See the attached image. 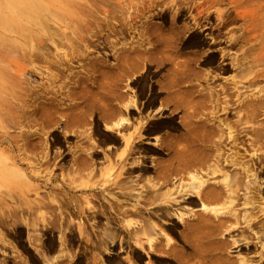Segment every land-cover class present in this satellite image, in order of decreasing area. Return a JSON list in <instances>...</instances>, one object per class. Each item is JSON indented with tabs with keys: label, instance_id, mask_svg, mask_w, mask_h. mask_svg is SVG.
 Returning <instances> with one entry per match:
<instances>
[{
	"label": "bare ground",
	"instance_id": "1",
	"mask_svg": "<svg viewBox=\"0 0 264 264\" xmlns=\"http://www.w3.org/2000/svg\"><path fill=\"white\" fill-rule=\"evenodd\" d=\"M84 1H85V3L80 4V7L81 6L82 7L80 8L78 6V8H79L78 9L76 7L77 5L75 6L74 4H72L73 2H76L75 4H78L77 2H79V1H75V0H0V65L2 62H4L7 65V67L10 68L8 71H11L12 69H14V70H12L13 76H11V78L9 77L10 78L9 81L4 79V80H6L5 81L6 83H4L3 85L7 84V86L9 87V90L6 88V85H5L4 91L2 90L3 93L6 94L5 89H7L8 91L13 90L12 92H13V94H15L14 96H16V93L14 91H16L17 89H18V91L21 92V89H20V88H22L21 84L22 83L24 84L25 80H24V82H23V80L21 81L20 76H23L24 74H28V73L29 74H33V73L40 74V72H42V71H40V69L42 70V68L39 69V68L35 67L36 66L35 63H37V62L41 63V61H43L42 63H45L47 65V66H44L45 68H43V69L48 70L49 69L48 66H50V64L52 66H55V67L56 66H58V67L63 66L64 64L68 66L71 63V58H73V57H69L66 54L67 56L63 55L62 59H61V57L56 56V57H58L57 60L56 59L54 60L52 58H50L51 59L50 60V59H47L46 55H45L46 57H41V56L37 55L38 51L35 50L36 47L38 50L42 49V52L47 51V50L46 51L43 50L44 48L49 49L50 47L56 50L58 45L62 44L61 42L66 40V42L65 41L64 42L66 45H68L69 48L71 47V44L73 43V41H76V44H79L80 47H81V44H83V46L85 44V47L87 48L89 46L88 45L89 44L88 42L90 40L89 38H91L90 42L94 38L93 39L94 44L97 43L95 45L96 46L99 45V48H101V47H103L102 45L105 46V43L107 41L106 38L109 35H111L113 37L115 36L116 39H117V37H120V39L122 38V40H123L125 38L126 31H127V34H130V35L135 34L133 37H135L136 40L133 42V44H131L132 46L129 44L130 46H128L127 49L123 50L121 48L122 54H121L120 58L122 57L123 59L121 60V62L117 61L118 64L115 67H114V65H111L112 67H114L113 71L119 70L121 72L119 75L120 76L122 75V77H120V79L121 78L124 79V78H127L128 76H130V74L133 75L134 71H136L137 68L140 69V67H141L140 65L146 66L145 67L146 69L144 68L145 71L142 74H140L141 76L139 75L140 77H138L139 81H140V85L143 86L147 82H149L152 78L157 76L163 70L164 74H162V72H161L160 75H162V76H160V77L158 76L159 79L161 78V82L159 81V79H157L159 82H157V80L156 81L154 80V81H155V83L157 82V88L160 89L159 91H161V89L164 90V93H165V94H163V95H165L164 99L161 97L162 95H160L162 92H158V91L156 92L157 88H155L156 90L153 89V87H156V84H155V86L153 84V87L152 86L148 87L151 90H148V92H149L148 98L146 99V101L143 105V109L140 108V106H141L140 104H142V102L140 100H139L140 103H139V101L137 102L136 98H138V97H136L137 95L135 96L133 93H132L133 94L132 96L127 98L128 99L127 103L125 105H122L121 103H123L122 100L124 99V98L121 99L122 96H120L118 94H116V95H118L117 97L115 95H112V97L110 96L111 89L109 91L108 88L112 85H109L108 81H110L112 79V77L114 78V76H112L110 80H109V78L107 79V73L110 74V72H111V70L105 68L108 65L105 66L104 65L105 63L103 62L104 64L103 63L102 64L105 66V67H103V66L99 65V63L98 64L94 63L95 61L92 62V60H95L94 59L95 57L92 60H90L88 58V56H86L93 63L92 65L95 64V66L98 65V67L101 66L104 69H106V71H107V72L105 71L106 74H104V72H103L104 77H103L102 73H100V74L102 75L101 76L102 79H104L106 77L105 79L108 80L107 81L108 84L106 86L109 85V87L107 88L105 86V89L98 87V89H99L98 91H100V92L97 91V93L94 94V93H92L93 89H91V88L96 86V84H95L96 82H93L94 85L91 88H90L91 85H89V87L84 86L87 83L86 82L84 85H80L79 87L84 86L83 88H90L91 89L90 91H88V90H86V91H88V93L91 92V94L87 95L86 91L83 92L82 87H81L82 88V94H81V92L79 94V93H77V91H80V90L74 91V89H78V84L81 83V80L79 79L80 81L78 82V78H77V80L75 79L74 84H72V85H74V87L71 85V83L68 84V88H69V85H71L74 88V89H72V92L70 91V92H68V94H65L67 92H65L64 90L63 91L65 93L61 92L62 96L65 95V96H63V98L65 97L67 99V101H70L71 99H73L75 101L74 102L73 100H71L72 102H74V103H72L71 106L67 104L69 106V108H66L67 107L66 106L67 101H64L65 102L64 103L63 100H61V102L64 103L63 105H65V106L62 107V104L59 103L60 100L57 99L58 97L57 98L55 97L56 95L52 96L49 94L48 95L49 98L44 99L45 97H48V96L47 95L43 96V94L41 93L42 98L44 97L43 99L45 100V102H47V103L49 102L48 107L46 106L47 108H45V102L43 101V99H41V100L37 99L40 102L43 101V103H40L38 101L40 103L39 104L36 100L38 105L34 104L35 108L33 109V111L32 112L29 111L31 113V114L29 113L31 119L30 118H27V119H30L29 121L34 122V123H38V121H40L39 123L41 124V126L43 125L42 126V129H43L44 123L45 124L50 123V122H48L49 121L48 118L51 116L50 112H52V115H53V112H55V113H58V115L61 117L60 121H61L62 126L64 125L63 129H65L64 127H71V125H75V126L77 125L81 128V127H85L87 124H89V123H87L88 122L87 120L89 119L88 117L90 114L92 115L94 112H98V115L95 113L98 116V119H96L97 122L94 124L93 129H92L94 131L93 135L95 134L98 136V134H99L102 137L101 140H99L97 143H99V144L103 143L104 144L107 142L109 143V141L114 143L117 141V139H119L121 141V145H122L121 147H123V149L120 148V151H122V153L120 152L121 154H119V152L118 153L116 152L115 155L119 154V156H114V153H113V157H115V158L117 157V158L113 161L111 160L112 161V163H111L110 158L112 156L109 158V155H108L109 152L108 153L105 152V151H107V149H109L108 146H107L106 150L104 149L105 151L104 150L103 151L98 150V148L95 147V144H94L95 141L92 142L93 140L89 136V134H87V136H85V134L87 132H85L86 129L83 128L82 129L83 131L79 130L80 136L81 135H82L81 137L85 136L84 141H86L85 138H87V140L91 138L92 141L88 140V141L84 142L83 140L80 139L81 142L83 141L85 144L88 143L89 141L90 142L86 145L81 143L84 145V147L86 146L87 148L86 147L80 148L79 151L81 154L79 155V157L76 156V159L77 158L78 159L76 161L73 160V162H74V165L76 166V170L78 171V174L76 172V175L78 176L79 174H81L80 177L84 176L83 178H86L85 177L86 174L88 175L91 173L90 175H92L94 169L96 168L95 165H97V163L95 161L97 158L96 159L93 158V160H92L91 157H94V156L97 157L100 155L101 160L100 159L99 160H100V163L104 162L103 163L104 167L103 168L100 167V166H102V164L99 167L101 169H103V170H101V171H103V175L109 176V180H111L110 177H113V176H111L112 175L111 173H110L111 175H109L108 173L110 172V170H113L114 167H120L119 172L117 170V172L114 174V177L117 174L116 178L120 177L119 174L121 173V171L124 168L127 169L128 166L126 163L127 167H125V162L126 161L129 162V161L126 160V157L129 155L130 156L128 157V159L133 157V156H131V154L134 153V149H136L135 154L141 153V149L144 148L143 147L140 149V144H141L140 138H142L141 136H143L142 135L143 133H144V135H146V134H153V133L157 134L159 132L158 130L161 126L159 127V125L157 124V122H156L157 118L155 119L156 123L153 121L155 124L152 127V126H148V124H147L148 118L151 117L150 114L142 116L145 113V111L147 112L146 109H150V107L151 108L153 107L157 98L159 99V96H160L159 100H161V103H160L161 106H159L155 110L154 109L151 110L152 113H154L156 116L159 114H162V113H164L165 110L168 111V108H166V106L171 104L173 106V109H175L176 111L180 110V111H182V113L184 112L185 115H187V117L182 116L183 119L186 118V120H188V118H189L190 122L185 126L183 124H180L181 122L179 123L180 125H182V127L184 126L186 129L183 127L184 130L183 129L182 130L184 132H183V134L180 133L181 135L176 139L177 140L176 142H175V140L173 141V139L172 140L169 139L170 142L172 141L171 143L175 142V143H173V145L176 144V145H174V146L172 145V147H170L172 149V154L170 155V158H169L170 161L168 160V156H166V158H167L166 160L169 162L157 163L156 165L153 166L154 168L152 166H150L153 168L154 174L152 173L153 174L152 178H150L148 176V179L147 178H146L147 180L145 179L147 182L145 180H144V182L142 181L143 183H148V184H146V186H144V184L142 183L141 184L142 186L140 187V188H142L143 186L145 188L147 187L146 189L143 188L146 190V191H144L145 194H143L144 192L142 190L141 192H142L143 196L140 194L136 195V197H137V199L135 198L136 201L133 198H131L134 201L132 200L130 203H128V204H131L129 207L127 206V204L126 205L123 204L120 201L121 199L114 198L116 201L109 200L108 197H110L111 194L107 193L108 195L110 194L109 196L107 195L108 197L106 196L107 201L109 200L108 202H106L107 204H103V202H101V203L96 204L97 208L91 206V207H93L92 208L93 210L89 208L88 205H90V204L86 203L87 200L85 201L84 199H81V200L85 201V202L82 201V202H84L83 204L86 203L85 205L88 206L89 210L90 211L92 210L91 213H89L90 211L85 212V211H88L87 206H86L85 211L80 206L76 207L75 206L76 202L72 198L71 199L75 203L73 201H71V199H63V200L61 199L60 204L57 207L58 212H60L59 210H62V209L69 210V212H71V213H72V210L73 211L77 210L81 219L83 218L82 220L84 221L85 224L90 222L92 224L93 228L95 229V230L93 229L94 232L93 231L91 232L94 235V240H93V243H91V245L96 250H100L103 248L104 250L111 253L112 250L114 251V247L116 245L119 246V251L115 254H112L111 256L108 257V259H106L107 264H139L138 262L142 258H144V256L148 260H151L152 258L155 259V261H157V263H155V264H162V263L163 264H165V263H169V264H191V263H193V259H196V260L198 259L199 262L197 264H202V259L204 262H205L204 259L208 258V257H209L208 259L211 260V257L213 256V254H212V256H210V255H208L209 254V252H208V254H207L208 256L206 255L207 257H205V254L207 253L206 245L208 243L205 244V246L202 244L203 246L201 247L200 244L202 242H201V240H198V239H201V238H199V234H198V233L202 232L200 229H202V228L207 229V232H205L206 229H203V233H205V234L202 235L203 234L202 233L201 234L202 236L200 235V237H202L204 239L206 237L208 238L210 236V232H212V230H213V232L217 231L218 233L220 231L223 232V230H225V228H227V225H225L226 220L223 218L219 219V217L217 218V216L222 214L221 216L227 215V216L233 217V215H236L237 213L239 214V212H237L236 210H233V209H234V207H238L237 206V203H238L237 200H238V197L240 196L239 191H240V188L242 187L241 186L242 183H244V184L246 183V185L249 184V186H247L245 189L242 190L245 192L242 195V199L244 201L242 199H239V200H242L244 202V203L242 202L240 204L244 205L245 207H247V205H249L251 208V211L250 212L248 211L250 214H245L243 219L245 221V220H247L245 218H248L246 223L253 222L254 225H255V223L257 225H259L258 226L259 229L263 230V234H264V218H263V216H264V180H261V177L259 178L260 175L261 176L264 175V141H262V139L264 138V0H135L134 5L131 8L132 9L131 13L127 12L128 16L125 17V19H127V21L123 19V22H122V20H121V22H122L121 25H123V23H124L123 29H120V28H122L120 26H119L120 28L117 27L118 29L114 26L118 22L115 23L112 21L114 23V25H113V23L111 21H107V19L100 20L102 22V24L104 25L103 27L105 28V31L107 33V34L105 33L106 37L104 36V34L102 36H101V34H99L100 32H102V29H104L102 27H99L101 25L100 21L98 22V25L99 24L100 25L97 26V28L99 27L98 30L97 29L95 30L96 33H93L91 31V29L93 28L91 26L94 25V24L93 25L91 24L93 22L91 16L94 19V16L92 13H95L94 11L99 10V8H101V6H99V3L100 2L102 3V1H105V3L109 4L108 7L105 5L106 8H103V7L101 8V10H102L101 12H103L104 17H108L109 15H111L115 9H116L115 11L118 10L120 12H123V11H125V4H123L124 2H122L121 0H112L111 3L113 5H110L111 3L108 2L109 0H84ZM102 4L104 5V2ZM76 9L78 10V13L76 12ZM91 20H92V22H91ZM96 20H95V22L97 23L98 20L97 21ZM117 20H119V18ZM136 23H139V26L137 25L138 27L135 26ZM89 29H90V31H89ZM115 29H117V30H115ZM77 30H79V31H77ZM84 30L86 32L88 31L89 33L90 32L93 33L91 36L90 35L87 36L89 33L88 34L86 33L87 34L86 37L89 40H86L87 38L84 39V37L82 36L85 34V33L82 34L83 32H85ZM123 30H125L124 34L122 32ZM65 31H68L69 34L67 35V32H65ZM80 31H82V33H79L80 35L77 36L76 33L80 32ZM73 32H75V33H73ZM69 35H70V38H69ZM103 37L105 38L106 41L104 40ZM67 39L68 40L72 39V40L68 41L69 43L71 42L70 45L68 44ZM99 39L102 41L99 42ZM111 42L110 43L113 44V41H111ZM107 43H108V41H107ZM73 45H74V43H73ZM79 45L77 47H79ZM90 45H92V44H90ZM34 46H36L35 49H34ZM61 46L63 47V45H60V47ZM65 46H64V49H66ZM74 47H76V46H74ZM69 48H67V49H69ZM86 48L84 49L82 47V51L85 52ZM93 48H94V45L91 49L92 51H93ZM99 48H97V49H99ZM73 49H75V48H73ZM97 49H95V50H97ZM32 50H33V52H32ZM69 50L72 51L71 49H69ZM69 50H67V51H69ZM91 50H89V51H91ZM34 51H36V52H34ZM74 51H72V53ZM84 52H82L83 57H84ZM86 52H88V51L86 50ZM63 53H64V51H63ZM72 53H71V56H72ZM77 53H78V51H77ZM89 53H91V52H89ZM57 54H61V53L57 52ZM48 55L50 56V54H48ZM51 56L53 57V55H51ZM77 56H78V54H77ZM80 56H82V55L80 54ZM74 57H75V55H74ZM86 57H84V58L86 59ZM97 58H96V60L98 62L99 58L98 59ZM76 59H78V58H76ZM89 60H88V62H89ZM115 61H116V59H115ZM5 64H4V66H5ZM148 64H152V65L154 64L155 68H154V65H153V68L155 70L152 71L151 70L152 67L150 68V66L148 68L147 67ZM4 66H1V67L3 68ZM67 66H65V67L66 68L71 67V65L68 67ZM88 66H87V70H88ZM95 66L93 68L91 66L90 69L95 71L96 70L95 68H97ZM201 66L205 67V69H201L200 68ZM158 67L162 68V70L159 69V70H161L160 72H158L159 71ZM51 68H53V67H51ZM57 68H54V69H57ZM141 68H143V67H141ZM110 69H111V67H110ZM69 70H67V71H69ZM6 71L7 70L4 71V68L3 69L0 68V78L1 77L5 78V76H8V75H5V74H9V72L6 73ZM61 72H63L62 69H61ZM116 72H115V75H117L119 73V72L118 73H116ZM136 72H139V71H136ZM90 73H93V71L91 72V70H90L89 74ZM111 73L114 74V72H111ZM140 73H141V70H140ZM67 74H70V73H67ZM95 74H97V72ZM95 74L93 76L94 78H96ZM50 75H53V77H55L54 76L55 74L51 73ZM76 75H78V74H76ZM221 75H224V76L226 75L227 80L223 76L220 77ZM228 75H231L229 79L227 78ZM66 76H68V75H66ZM85 76H86V74H85ZM96 76H98V74ZM101 77H100V80H101ZM50 78H52V77L50 76ZM74 78H76V77H74ZM74 78L71 80V82H73ZM89 78H91V77H89V75H88V80H89ZM116 78L119 79L117 76H115V79L114 80L112 79V81L119 82L120 79L117 81ZM129 78H128V81L131 80V79L129 80ZM220 78L221 79L224 78L225 83H223V84L218 83L217 84L218 81H221ZM53 79H55V78H53ZM85 79L87 81V77ZM96 79H98V77ZM4 80H2L1 82L3 83ZM83 80H84V77H83ZM48 81H49V79H48ZM51 81H49V84L50 83L53 84L54 80H53V82H51ZM112 81H110V83ZM137 81H135L136 84H137ZM83 82H85V81H83ZM83 82H82V84H83ZM107 82L105 80V84ZM100 84H104V82L100 83ZM20 85H21V87H20ZM202 85H204V86L202 87ZM71 86H70V88H71ZM98 86H100V85H98ZM142 86L138 87V88L136 87V88L137 89L140 88V90L142 91ZM146 86H148V85L146 84ZM0 87L3 89L4 86L3 87L0 86ZM41 87H43V86H41ZM41 87H40V90L42 89ZM45 87H47V86H45ZM45 87L43 89H45ZM50 87L52 88L53 86L51 85ZM101 87H103V85ZM61 89L62 88H60L58 91H60ZM116 89H114V91ZM145 89H146V87H145ZM24 90H25V92H24ZM28 90L24 88V89H22V92L27 93ZM66 90L69 91L68 89H66ZM140 90H139V93H140ZM2 91L0 93H2ZM8 91H7V93H8ZM58 91L56 90V92H57L56 94L61 95V93H59ZM20 92H18V93H20ZM34 92L32 91L31 93H34ZM41 92H44V90ZM47 92L50 93V90L45 91V93H47ZM115 92H117V91H115ZM136 92H138V91H136ZM243 92H245V93L247 92L246 95H244L245 93L242 94ZM23 93L21 94V97L19 96V94H17L19 96V98L22 99V101H21L22 104L24 101L22 98V95H25ZM36 93H37V91H36ZM52 93H53V90L51 91V94ZM92 94H94V95H92ZM143 94H144V92H143ZM33 95H36V94L34 93ZM60 95H59V98H61ZM95 95L97 96V99H96ZM0 96H1V94H0ZM7 96L11 97L12 93H11V96L10 95H7ZM14 96H12V97L14 98ZM26 96H24V97H26ZM38 96H35V97L37 98ZM12 97L10 99H12ZM94 97H95V100H97L96 103H95V101L93 102ZM113 97H115V99ZM127 97H128V95H127ZM15 98L18 99L17 96ZM17 99H14V100H17ZM21 99H18V101H20ZM113 99L115 100V102L117 101L116 105H114L115 107H112V105H111ZM33 100H34V97H33ZM5 101L6 100H4V102ZM10 101H8V102H10ZM18 101H17V103H18ZM71 101H70V103H71ZM17 106L22 107L21 104L20 105L17 104ZM25 106L27 107V105H25ZM29 106L31 107L32 105L30 104ZM120 106H122V107H120ZM172 106H170V108H172ZM32 107H31V109H32ZM19 108L20 107H18V109ZM64 108H66V109H64ZM153 108H155V107H153ZM26 109H30V108L27 107ZM173 109H169V110L171 111ZM65 110H67V111L65 112ZM23 111H21L22 114H23ZM24 112H26V111H24ZM171 112L173 113L174 111H171ZM131 113L132 114L135 113L137 115V117H138L137 120H135L136 117L132 118V117H134V114L132 117L130 116ZM182 113L180 112L179 114H182ZM1 114H0V116H1ZM118 114H119V117H120V114H122L121 116H123V115L124 116L118 118ZM154 114L152 115V117L155 116ZM169 114H171V113L169 112ZM174 114H175V112H174ZM233 115H235L236 117L235 116L233 117ZM93 116H94V114H93ZM126 116H129V117H126ZM171 116H173V115H171ZM175 116H176V114H175ZM179 116H181V115H179ZM229 117H231V119H229ZM257 117H262V120L257 121L256 120ZM19 118L21 119V117H19ZM153 118H155V117H153ZM232 118H236L237 120L233 119L234 121H232ZM17 119H18V117H17ZM20 119H19V121H20ZM179 119L176 120V122L183 120V119L182 120H179ZM50 120H52V119H50ZM96 120H94V122ZM13 121H15V120H13ZM99 121L102 122L101 126L103 125V127H102L103 132L101 130L102 128H100ZM0 122H2V121L0 120ZM56 122H58V121H55L53 124L56 125ZM11 123L18 124L17 126H19V123H17V122L16 123L11 122ZM90 123H91V121H90ZM107 123H111V125L109 126V124L107 125ZM2 124H3V122H2ZM2 124H1V126H2ZM14 124H13V126H14ZM175 124H177V123H175ZM175 124H174L173 118L170 117V120H169V122H167L166 125H168V128L170 127L169 129H171V127H174ZM179 124H177V125L179 126ZM47 126L44 127V130H45V128H48ZM50 126H51V124H50ZM80 128H78V129H80ZM86 128L88 129V127H86ZM131 128H132V130L128 131ZM176 128H177V126H176ZM39 129H41V128H39ZM172 129L174 130L175 127ZM111 130H113V131L115 130L116 135H118L117 138H116V136H113L111 133H109ZM162 130H164V132H165V129L163 127H162ZM42 131L43 130H41V133H42ZM121 131H123V132L127 131L128 133L126 132L127 134H123V133H121ZM176 131L178 132L179 130H176ZM176 131H174L176 136H175V134H173V132H171L173 134V137L174 136L177 137ZM34 132L36 134L37 131H34ZM180 132H181V130H180ZM20 133H22V132H20ZM38 133H40V132H38ZM166 134H168V133H166ZM33 135L34 134H30V137H29V134H28L27 138L29 137L31 139V136L33 137ZM38 135H37V137L40 138V136H42L43 133L40 136H38ZM95 135H94V138H96ZM24 136H25L24 134H23V136L20 135V137H24ZM78 136H79V134H78ZM80 136H79V138H80ZM149 136L147 137L148 139L150 138ZM244 136H248L247 141L242 138ZM155 137H154V139H155ZM173 137H171V138H173ZM27 138H24V139L22 138L21 141L26 142L25 139H27ZM39 138H38V140H39ZM44 138L45 137H43L42 139H44ZM53 138H54V136H53ZM169 138H170V135H169ZM28 139H27V141H28ZM42 139H40V141L43 142ZM164 139H165V137H164ZM35 140L37 141V138ZM35 140H33L34 142L31 140L34 143L32 145H31V141L26 142V144L23 143L24 147H26L25 149L28 148V150H29V148H30L31 150L32 149L34 150L35 146H33V145H35L37 143V142L35 143ZM155 140H156V141H154L155 144L159 143L158 146H160V147L164 146V142H163V140L161 141V137H160V140H159V137H158V139H155ZM3 141H4V138H1L0 142H3ZM40 141H38L39 143L36 145H40L41 144ZM45 141H46V138H45ZM49 141H51V140H49ZM56 141L54 140V142H56ZM6 143L8 144V142H6ZM49 143H51V142H48V144ZM113 143H111V144H113ZM171 143H169V144H171ZM152 144H153V142H152ZM169 144H167V145H169ZM44 145H47V144L44 143ZM44 145H42V146H44ZM179 145H181V146H179ZM104 146H105V144H104ZM13 147H17L16 150L18 149L17 145H15ZM22 147L20 146V148H22ZM81 147H82V145H81ZM99 147H101V146H99ZM37 148H39V147H37ZM48 148H45V149L47 150ZM105 148H106V146H105ZM193 148H194V150L196 148V150L200 149V150L205 151L202 154H200L199 153L200 150H198L199 151L198 155L200 154L202 157L196 156L197 153L196 154H194V153L197 151L196 150L194 151ZM241 148H244L243 153L244 154L247 153L248 156H246V155L244 156V154L239 153ZM45 149L44 150L41 149V151H46ZM101 149H103V148H101ZM19 150L20 149H18L17 151H19ZM23 150L21 149V151H23ZM91 150H92V152L90 153L89 151H91ZM164 150L166 151V149H164ZM225 150L229 151V153ZM75 151H77V150H75ZM157 151H159V150H157ZM146 152L147 151H145L144 153H146ZM44 153L45 152H42V154H44ZM204 153H206V155L203 156ZM42 154L39 157L42 158ZM78 154H79V152H78ZM167 154H169V152ZM45 155H43V157H45ZM124 155H125V157H123ZM146 155H147V153H146ZM36 156H38V154ZM142 156H144V155H142ZM137 157L140 160L141 156H137ZM152 157H154V155ZM152 157H151V159H152ZM133 158H135V157H133ZM136 158H135V160H136ZM46 159H48V157ZM46 159L44 162L46 165H48V163H46V161H47ZM74 159H75V157H74ZM143 159L145 160V157ZM208 159L210 161L209 163H211V164H209L207 162ZM22 160L23 159H21L19 163H21ZM26 160H27V158H26ZM26 160H24V161H26ZM28 160L26 161L27 164L30 163V162L28 163ZM135 160L134 161L131 160L132 164L135 163ZM158 160L159 159H157L155 161H158ZM35 161H36V159H35ZM40 161L44 164V162L42 160H40ZM140 161H142V158ZM12 162L13 161H11V163ZM152 162H154L153 159H152ZM11 163H10V166H11ZM32 163H33V161H32ZM32 163L27 165V166H30V165L33 166L34 164L32 165ZM98 163H99V161H98ZM13 164H12V166H14ZM104 164H106V165H104ZM138 164H142V163L139 162ZM151 164L152 163H150V165ZM226 165L235 167V170L240 172V174L239 175H236V174L235 175L234 174L229 175V173H226V170H225ZM37 166L38 165H36V167ZM99 167H97V169H99ZM33 168H30V169H33ZM71 168H73V170H74V166ZM37 169H35L36 173L33 171L34 169L32 171L30 170L32 172L31 175L32 174H33V176H34V174L36 175ZM18 170H16V171H18ZM38 171L40 173V170H38ZM147 171L148 170H146L145 167L143 168V167L136 166L133 168H129L126 172H128L127 173L128 175L129 174L132 175V173L134 175V173H137V172H140L141 174L149 173ZM151 171H152V169H151ZM18 172H20V171H18ZM18 172H16V173H18ZM96 173H98V172L96 171L95 174ZM219 173H221V178H219L221 180L218 179V182H216L217 185L215 184V182H214L215 186H214V184L212 186H211V184L208 185L207 182L210 181L208 176L213 175V177H214L215 174H219ZM19 174H21V173H19ZM22 175L24 177L23 173H22ZM135 175L133 177H136ZM137 175L140 176V174H138V173H137ZM237 176H238V178H237ZM104 177L105 176H103V179H106V177L105 178ZM121 177L117 180L118 182L116 181L115 178H114V180L112 178L111 181H109L108 179H107L108 181H106V180L104 181L102 179H100V180L103 181L104 185L106 183H107L106 185H108L109 182L110 183L112 182L111 184L117 188L116 191H117L118 195H115V193H114L115 197H118V196H119V198L123 197V198H125V200L130 201L128 198L133 197V196H131L132 193L130 194L129 188L132 187V189H134V187L136 186L135 185L133 187V185H132L133 182L131 183V180L132 179L135 180L136 178L131 179V177H132L131 176L129 180L127 179L128 180L127 181L123 175ZM186 177H187V180H184ZM44 178H46V176ZM44 178L42 179L39 177V178H37V181H38V179L48 181V180H45ZM23 179L25 181V178H23ZM91 179H90V181H91ZM121 179H125V181L130 182L129 184H131L132 186L127 184V183L125 185L124 184L122 185ZM137 179H138V177H137ZM78 180H79V183H82L83 180H85V179H83L81 181V179L78 178ZM173 180L178 181V183L177 184L173 183ZM70 181H71V183H69L67 181V184L69 183V185H72L73 182H72V180H70ZM102 181H101V183H102ZM148 181L152 184H149ZM29 183H26L27 185L25 183H23V184H25L23 187L24 188L27 186H28V188L32 187V185H31L32 183H30V184ZM85 183H86V181H85ZM85 183H83L84 185L82 184L83 188H86L89 182L86 183L87 185ZM123 183H124V181H123ZM135 183L139 184L140 181L134 182V184ZM209 183H211V182H209ZM231 183H232V186L234 188L231 186ZM254 183H256V184L254 185ZM170 184L173 186V189L171 188ZM34 185L35 184H33V187L35 188L37 185H35V186ZM54 185H52L53 189L56 188V186L58 187V185H56V186H54ZM69 185H68V187H70ZM82 185L80 184L81 187H82ZM112 185L110 186V188L107 186L106 187L111 189V187H113ZM127 185H128V187H127ZM45 186H46V184H45ZM78 186H79V184H78ZM91 186L92 185L90 184V186H88V187H91ZM103 186L100 185L101 188ZM129 186H131V187H129ZM33 187H32V190H33V195L35 197L34 193H38L39 191L37 192V190H40V189H37V190L35 189L36 191L34 192ZM81 187H79V188H81ZM36 188H38V187H36ZM64 188L65 187H63V189ZM74 188L76 189V187H74ZM79 188H77V189H79ZM97 188L94 187V189H96V190H97ZM243 188H244V186H243ZM71 189H73V186ZM18 190H19V188H18ZM18 190H17V192H18ZM106 190L102 191V192L105 193V192H107ZM27 191H29V190L27 189ZM113 191H114V189H113ZM52 192H54V191H52ZM83 192H87V191L83 189L82 193ZM180 192L182 194L184 192L185 195L180 197L181 196ZM135 193H136V191H135ZM138 193H140V192H138ZM178 193L180 195L179 198L182 199V203H185V204L187 203L188 205L193 204V203H194L193 205H195V203H198L197 205L199 206V209L203 208V210L201 211L203 213H200L202 215L200 216V214H198L199 216L197 215L198 216L197 217L195 215V213H193V215L191 214L193 217H194V215L196 217H195V219H193L192 217H188V219L193 220V221L190 220V222H189L188 219L183 220L184 219L183 215L185 213L182 210H181L182 213L176 212L177 214H175V212H173L175 215L171 214L173 211L172 208L175 206L177 207V205L180 203L179 202L180 199L178 200V199H175V197H174V194H178ZM49 194H50V192H49ZM59 194H61V193H59ZM20 195H22V194H20ZM9 196H12V195H8V197ZM111 196H113V194ZM19 197L21 198V196H19ZM41 197L43 198V196H41ZM46 197L47 196H45V198ZM55 197L57 198L58 195H56ZM95 197H96L95 198L96 200L97 199L100 200L99 198H102V197L96 196V194H95ZM82 198H84V197H82ZM23 199L26 200L25 198H23ZM34 199H36V197L33 198V200H32L33 202H34ZM49 199H51V198L49 197ZM85 199H87V198H85ZM90 199L88 201H91ZM104 199L105 198L103 197V200ZM36 200H35L36 202L34 203L35 207L27 204L28 207L30 206V209H29L30 211L26 210V209H28V208H26L27 205L22 204V202H20L19 204L26 206L25 210L28 212V215L32 214L31 213L32 210L34 211V213L36 210V213H37V211H41L42 209L45 208V209H47L45 211H47L49 214L50 210L56 209L55 208L56 205H54V203L51 204L52 202L51 203H49V202L44 203L43 201H40L38 198ZM57 201L59 202V200H57ZM221 201H222V203L220 205L224 206V208L222 206L221 207L225 210V211L222 210L223 213H221L222 212L221 209H220V212L216 211L218 209V206L220 207V205H215V204L218 202L220 203ZM234 201H235V203L237 202L236 205H234ZM26 202H28V201H26ZM78 202H79V200H78ZM82 202L80 201L79 203H82ZM132 202H133V204H132ZM28 203H30V202H28ZM88 203H90V202H88ZM204 203H206V204L214 203V205L216 207H215V209L213 207L211 209H209L211 205L208 208V206H205ZM232 204H233V206H232ZM52 205H54V208L52 207ZM77 205H79V204H77ZM85 205H84V207H85ZM188 205H187V207H185V206L184 207L185 208L190 207ZM31 207L33 209H31ZM179 207H181V206H179ZM185 208L182 207V209H185ZM64 210L59 214V216H57L58 213H57V211H55L57 213V215L55 214L57 217L56 216L53 217V215H52V213L54 214V210L50 211L51 215L53 217L52 219H48V220L46 218L38 219L36 217V219L38 220L39 223L43 222V221L45 222V223L44 222L41 223V226L43 227L42 229H44L45 231L55 232L54 230H56V232L59 234V238H57V240L65 237L63 235H65L67 230L70 232V235L68 233L67 236L75 237L74 236V230H73V228L70 227V224L72 223V220L70 221V219H69L70 215L64 214L63 212L66 213V211H64ZM179 210L176 209V211H179ZM187 210H185V211H187ZM190 211L191 210H189L188 212H190ZM41 212H38V213L40 214ZM233 212H234V214L232 215ZM25 213L23 210V215H26ZM43 213H45V212H43ZM20 214H22V212ZM73 215H75V214H73ZM186 215H187V213H186ZM130 216L133 218L134 217L138 218L139 219L138 222L132 223V221L130 222V221H127L125 219L126 217L129 218ZM172 216L177 217V219H181L182 225L180 227H183L185 229V230L182 229V231H184L185 233H187L188 230H189L188 232H195L196 231L195 236L198 235L197 237H194L193 240L189 241L188 236H190V238H191L192 233L190 235L187 233V235H185L187 237H184L180 233L182 235V236L179 235V236H181V239H180L181 244H183V246L185 248L189 249L191 252V253L188 252L189 254H183V255L179 254L180 256H183V258H181L177 255L178 253H180V252H178L179 248H176L177 250L175 249V246L173 244H171L172 239L164 232L165 230L164 231L162 230L165 227H167V228H165L167 231L174 232L171 228L174 227V224L176 226L179 223L178 222L179 220L178 221L175 220V222H174V220H172V219H174L175 217L172 218ZM17 217L18 216L16 215L15 219L20 220L19 222L23 223V221L25 222V220L28 219L30 216H28V217L25 216L24 217L25 220L23 218L18 219ZM47 217H48V215H47ZM49 217H50V215H49ZM216 218L218 219L217 224L215 221ZM235 218L238 219V216H235ZM31 219H34L33 216L31 217ZM31 219L30 220L28 219V221L31 222ZM36 219L32 220L31 224H33V225L30 224L31 225L30 226L28 224L29 222H27V221H26L27 222L26 225H29L30 228L33 227L37 222ZM81 219L80 220L78 219L79 220L78 223L81 222ZM39 220H42V221H39ZM164 220H168V222L170 220L171 225L167 224V222L164 224V222H163ZM209 220H211L210 221L211 225L213 224L212 223V221H213L216 226L214 224L212 225L213 227L208 225L207 221H209ZM34 221H35V223H34ZM218 221H221V222L218 223ZM15 222L16 221H14L13 224H15ZM104 222H106V223H104ZM24 224L25 223H23V225ZM79 224H77V225H79ZM82 224H83V222H82ZM82 224H80V226H76V224L75 225L71 224L74 226V228L77 229V232L76 231L75 232L79 233V236L83 235L86 231L85 230L86 228H83V227L81 228ZM15 225H14V227H15ZM23 225L19 224V227L20 226L24 227L25 225L24 226ZM109 225L110 226L112 225V226L110 227ZM234 225H235V223H234ZM34 228H32V229H34ZM230 228H232V227H230ZM32 229H30V230H32ZM198 230H200L201 232L200 231L198 232ZM25 232H27V231H25ZM217 232H215L214 234L217 235ZM23 233H24V231H23ZM86 233H87V231H86ZM196 233H197V235H196ZM193 236L194 235L192 234V237ZM19 237H20V231L18 233V238ZM87 237H88V235H87ZM29 238H31V241H33L35 237L33 236V237H29ZM32 238H33V240H32ZM63 239H65V238H63ZM17 240H19V239H17ZM205 240H208V239H205ZM86 241H88V240H86ZM231 241H232V239H231ZM237 241H238L237 239L236 240L233 239V244H236ZM61 242H63V240H61ZM199 242H201V243H199ZM52 245L53 244L50 243L49 246H52ZM260 245H261L260 249L264 250V244L262 243ZM208 246H210V245H208ZM215 246H217L219 248V251H220V245H215ZM215 246H214V248H215ZM110 247H111V249H109ZM112 247H113V249H112ZM217 247H216V249H217ZM109 250H111V251H109ZM221 250H223V249L221 248ZM123 252L126 253L127 256L124 258H120L119 253H123ZM175 252H177V253H175ZM183 253H185L184 250H183ZM181 254H182V251H181ZM246 255L248 256V253ZM216 256H217V254H216ZM213 258H215V257H213ZM260 258L264 259V251L261 252ZM189 260H191V263H189ZM210 260H209V262H210ZM104 261H103V263H104ZM235 261H234L235 264H253L254 263L251 258L249 259V258L244 257V256L235 258ZM207 263H204V264H207ZM210 263L212 264V261ZM213 263H214V261H213ZM227 263L232 264L230 262H227ZM227 263H224V264H227ZM145 264H150V262L146 261ZM260 264H264V262H261Z\"/></svg>",
	"mask_w": 264,
	"mask_h": 264
},
{
	"label": "rangeland",
	"instance_id": "2",
	"mask_svg": "<svg viewBox=\"0 0 264 264\" xmlns=\"http://www.w3.org/2000/svg\"><path fill=\"white\" fill-rule=\"evenodd\" d=\"M75 1H79V2H77L78 4H75L76 2H73L72 4H74L77 8H78V6L80 7V4H83V3H85V1L84 0H75ZM111 1L112 0H109L108 2H110L111 3ZM122 2H124L123 4H125V11H123V12H120V11H115L114 10V12L111 14V15H109L108 17H104V14H103V12H101L102 10H101V8L103 7V8H106V6L108 7L109 6V4H107V3H105V1H102V3L104 2V5L101 3H99V6H101V8H99V10H96V11H94L95 13H92L93 14V16H94V19L97 21V23L95 22V20L93 19V17L91 16V18H92V20H93V22H92V20H91V24L93 25V26H91V27H93L92 29H91V31L93 32V33H96V29L98 30V28L99 27H102V28H104L103 26V24H102V22L100 21V20H104V19H107V21H113V22H118V23H116L115 25H114V23H113V25L117 28H120V27H122V28H120V29H123V26H124V23H123V25H121L122 24V22H123V19L124 20H126L127 21V19H125V17H127L128 15H127V12H130L131 13V11H132V6L134 5V2H135V0H121ZM88 4V3H87ZM86 4V5H87ZM85 5V4H84ZM106 5V6H105ZM110 5H113L112 3L110 4ZM136 5V4H135ZM82 7V6H81ZM80 7V8H81ZM79 9V8H78ZM76 12L78 13V10L76 9ZM74 14V13H73ZM77 16V15H76ZM75 16V17H76ZM119 18V20H117ZM109 19V20H108ZM116 20V21H115ZM121 20H122V22H121ZM100 21V24L102 25H98V22ZM96 24V25H95ZM139 26V23H136L135 24V26ZM95 26V27H94ZM97 26H99L98 28H97ZM120 26V27H119ZM137 26V27H138ZM95 28V29H94ZM117 28V29H118ZM79 29V28H78ZM117 29H115V30H117ZM119 29V30H120ZM70 31V30H69ZM77 31H79V30H77ZM76 31V32H77ZM85 31V30H84ZM89 31H90V29H89ZM65 32H67V35L69 34V32L68 31H65ZM123 32V34L125 33V30H123L122 31ZM73 33H75V32H73ZM79 33H82V31H80V32H78V33H76L77 34V36H79L80 34ZM85 33V34H84ZM89 33L88 31L86 32H83L82 34H84V35H82L83 37H84V39H86L87 37H86V35ZM93 33H89L87 36H91ZM105 33H106V31H105V28L104 29H102V32H100L99 34H101V36L104 34V36L106 37V35H105ZM107 34V33H106ZM135 34H133V35H130V34H127V31H126V35H125V38L122 40V38L120 39V37H117V39L115 38V36L113 37V36H111V35H109L106 39H107V41H108V43H107V41L105 40V38H104V40L106 41V43H105V46L104 45H102L103 47H101V48H99V45H95V44H97V43H95L94 44V38L92 39V41L90 42V40H91V38H87L86 40H89V46L86 48L85 47V44H84V46H83V44H81V47H80V45L79 44H76V41H73V43H74V45H73V43L71 44V42L69 43L68 41H70V40H72V39H70V40H68L69 38H70V35H69V38L67 39V42H68V44L70 45L71 44V47L69 48L68 47V45H66L65 44V42H66V40H64L63 42H61L62 44H59L58 45V47H57V51L55 50V49H53V48H44L43 50H47L46 52H42V49H37V47L36 46H34V49H35V47H36V49L35 50H37L38 52H37V55H39V56H41V57H46L47 56V59H50V58H52V59H58V57H61V59H62V56L63 55H68L69 57H73V58H71V63L69 64L68 62V66H70L71 65V67H68L67 65H65V66H67L68 68H66L64 65V67L63 66H52L51 64H50V66H48V70L47 69H43V68H45L44 66H47L45 63H42L43 61H41V63L39 62H37V63H35L36 64V66L35 67H37V68H42V70L40 69V71H42V72H40V74H38V73H33V74H24L23 76H20V78H21V81L23 80V82H24V80H25V83L23 84H21L22 85V88H20L21 89V92L20 91H18V89L16 90V91H14L15 93H16V96L18 97V99H21V98H19V96L21 97V94L23 93L22 92V89H29L28 90V92L27 93H23V94H25V95H22V98H23V104H22V99L20 100V101H18V99L17 98H15L16 96H14L15 94H13V90H10V91H8L9 90V87L7 86V84H5L6 85V88L8 89H5L6 91H5V93L7 94V95H10L11 96V93H12V96H14V98L12 97V99H10L11 97H9V96H7L6 94H4L3 93V91H4V88H5V85H3L4 83H6L5 81L7 80V81H9V79L11 78V76H13V71L12 70H14V69H12L11 71H8L10 68L9 67H7V65L4 63V62H2L1 63V65H0V68L1 69H3L4 68V71L5 70H7L6 71V73L7 72H9V74H5V75H8V76H5V78L4 77H1L0 78V86H4L3 87V89L0 87V92L2 91V93H0L1 94V96H0V114H1V116H0V120L3 122V124H2V122H0V140H1V138H4V141L3 142H0V264H102L103 263V261H104V263L103 264H107L106 262H107V260L106 259H108V257L109 256H111L112 254H115V253H117L118 251H119V246H115L114 247V251L112 250V252L110 253V252H108V251H106V250H104L103 248L102 249H100V250H96L95 248H93V246L91 245V243H93V240H94V235H93V233H91L92 231L94 232V228H93V226H92V224L90 223V222H88L87 224H85L84 223V221L81 219V217H80V215L78 214V211L77 210H72V213L71 212H69V210H64V209H62V210H59L60 212H58V206H59V204H60V200L62 199H74L75 200V202H76V207L77 206H80V207H82L83 209H84V211L86 210V206L87 205H85L86 203L87 204H90V205H88L89 206V208L90 209H92L93 207H95V208H97V205L96 204H98V203H101V202H103V204H107L106 202H108L109 200H111V201H116L114 198H117V199H121L120 201L123 203V204H127V206L129 207L131 204H128V203H130L133 199L135 200V198L137 199V197H136V195H142L143 196V194H145V192L144 191H146L145 189L147 188H145L144 186H146V184H148V183H143L144 182V180L147 178L148 179V176L150 177V178H152V176H153V172H154V170H153V166L154 165H156L157 163H167V162H169L170 160H169V158H170V155L172 154V149L170 148V147H172V145H173V143H175L177 140V138L181 135L180 133H182L183 134V130H184V126L185 125H187L190 121V119L188 118V120H186V118L185 119H183V117H187V115H185V113L183 114L182 113V111H180V110H175V109H173V106L171 105V104H169L168 106H166V108H168V111H164V113H162V114H159V115H155L154 113H152L151 112V110H155L156 108H158L159 106H161L160 105V103H161V100H159L160 99V96H159V99L157 98V100H156V102L154 103V105H153V107H155V108H151L150 107V109H146L147 110V112L145 111V113L142 115V116H145V115H147V114H150V118H148V126H152L153 127V125L157 122V124L159 125V132L157 133V134H155V133H153V134H146V135H144V133L142 134L143 136H141L142 138H140V141H141V144H140V149L141 148H143V149H141V153H139V154H135V150L136 149H134V155L133 154H131V156H133V157H137V156H141V158H142V161H140L141 160V158H140V160H139V158L137 157L136 158V160H135V158H133V157H131V158H129L128 159V157L130 156H127L126 157V160H128L129 162H125V167H127V169L126 168H124L122 171H121V175L119 174V176L121 177L122 175L126 178V180L128 179H130V177H131V179L132 178H136L135 180L134 179H132L131 180V183L133 182V187H134V189H132V185L131 184H129L130 182H127V181H125V179H121V184L123 185H125L126 183L127 184H129V185H131V186H129V187H131V188H129V190H130V194H131V196H133V197H129L128 199L130 200V201H127V200H125V198H123V197H121V198H119V196L118 197H115V195H118V193H117V188L114 186V185H112L110 182L108 183V185H104L103 184V181L102 180H106V181H108L109 180V176L107 175H103V171H101V170H103V169H101V168H103L104 166H103V163L104 162H102V163H100V160H101V156L99 155V156H94V157H91L92 158V160H93V158L94 159H96L95 161H96V163H97V165H95V169H94V171L96 172H98V173H96L95 174V172L93 171V173H92V175H90V174H86V178H83L84 176H82V177H80L81 176V174H79L78 176L76 175V172H77V174H78V171L76 170V166L74 165V162H73V160L74 161H76L77 159H76V156L77 157H79V155L81 154L80 153V151H79V149L80 148H83L84 147V145H86V144H88V143H84V142H86V141H88V140H91V138H92V142H98L99 140H101V136L98 134V136L97 135H95V137L96 138H94V135H93V133H94V131L92 130L93 129V126H94V124L97 122V120L96 119H98V112H94L93 114H94V116H93V114L91 115H89V119L87 120L88 122L87 123H89V124H87L85 127H79V126H75V125H71V127H64L65 129H63V126H62V124H61V121H60V119H61V117L58 115V113H55V112H53V115H52V112H50L51 113V118L49 117H47L48 118V122H50V123H48V124H45L44 123V127L45 126H47L48 128H45V130H44V127H43V129H42V126H41V124L39 123L40 121H38V123H34V122H31V121H29L31 118H30V112H32L33 111V109L35 108V105L37 104L38 105V103L40 102L39 100H41V99H43L42 98V94H43V96H45V95H52V96H55L57 99H59L60 101H59V103L60 104H62V107H64L65 105H63L65 102L64 101H67V99L64 97L63 98V96H65V95H63L62 96V93L61 92H67V93H65V94H68V92H72V89H74L73 87H74V85H72V84H74V81H75V79L77 80V78H78V82L81 80V83L80 84H78V89H74V91L76 90H80V91H77V93H79L80 94V92H81V94H82V88L85 86V87H89V85H91L90 86V88L94 85L93 84V82H96L95 84H96V86L95 87H92L91 89H93V91H92V93H94V94H96L97 93V91L99 90L98 89V87H100V88H103V89H105V86L108 84V82H109V85H112V86H110L109 87V85L108 86H106L107 88H108V90L110 91V89H111V94H110V96L112 97V95H115L116 97L118 96V95H120V96H122L121 97V99L122 98H124L123 100H122V102L123 103H121L122 105H125L126 103H127V101H128V99L127 98H129L130 96H132L133 94L136 96V97H138V98H136L137 99V102L140 100L141 102H142V104H140L141 106H140V108H142L143 109V105H144V103H145V101H146V99L148 98V90H151L150 88H148L149 86H152L153 87V84H154V86H155V84H156V87H153V89L154 90H156L155 88H157V82H161V78L159 79V77L160 76H162V75H160L161 74V72H162V74H164L163 72V70H162V68H159L158 67V70L159 69H161V70H159L158 72H160L157 76H155L154 78H152L149 82H147L146 84L148 85V86H146V84L145 85H140V81H139V78L138 77H140L141 75L140 74H142L144 71H145V67L146 66H143V65H140L141 67H143V68H141L140 67V69L139 68H137L136 69V71H139V72H136V71H134V73H133V75H131L130 74V76H128L127 78H121L120 79V77H122V75L120 76L119 74L121 73L119 70H114L113 71V69H114V67L118 64V62H121V60L123 59L122 57L120 58V56H121V50L123 49H127L128 48V46H130L131 44H133V42L136 40V38L135 37H133ZM97 37V36H96ZM132 37V38H131ZM115 38V39H114ZM116 40V41H115ZM102 40H100L99 39V42H101ZM111 41H113V44H111L110 42ZM119 42V43H118ZM76 44V45H75ZM90 44H92V45H90ZM108 44V45H107ZM130 44V45H129ZM60 45H63V47L61 46L60 47ZM66 45V46H65ZM79 45V47L81 48H79V47H77ZM93 45H94V48L95 49H97V48H99V49H97V50H95L94 48H93V51L91 50L92 49V47H93ZM64 46L66 47V49L67 48H69V49H71L72 51H74L73 53H72V51H70L69 49H67V50H69V51H67L66 49H64ZM74 46H76V47H74ZM132 46V45H131ZM49 47V46H48ZM82 47L85 49L86 48V50L88 51V52H86V50H85V52L87 53H85L84 51H82ZM113 47V48H112ZM124 47V48H123ZM61 48V49H60ZM73 48H75V49H73ZM122 48V49H121ZM77 49V50H76ZM83 49V50H84ZM91 50V51H89V50ZM95 50V51H94ZM63 51H64V53H63ZM77 51H78V53H77ZM84 52V57H86V56H88V58L90 59V60H92L94 57V59L95 60H92V62H94V63H99V65H101V66H103V67H105V66H107V67H105L106 69H109V70H111V72H114V74H112L110 71V74H108L107 73V79L109 78V80L111 79V77L112 76H114V78L112 77V79L114 80L115 79V76H117L119 79H120V81L119 82H115V81H112V79L110 80V81H112L111 83H110V81H108L107 79H102V75H103V77H104V74H106V69H104L103 67H101V66H99L98 67V65H96L95 66V64L94 65H92L93 63L86 57V59L83 57V53L82 52ZM32 52H33V50H32ZM34 52H36V51H34ZM57 52L59 53H61V54H57ZM72 53V56H71V53ZM89 52H93L92 54L91 53H89ZM120 52V53H119ZM56 53V54H55ZM75 53V54H74ZM90 55H89V54ZM48 54H50V56L51 55H53V57L51 56H49ZM75 55V57H74V55ZM77 54H78V56H77ZM80 54L82 55V56H80ZM118 54V55H117ZM46 55V56H45ZM66 55V56H67ZM8 56V55H7ZM56 56H58V57H56ZM77 56V57H76ZM118 56V57H117ZM49 57V58H48ZM99 59H98V58ZM76 58H78V59H76ZM84 58V59H83ZM96 58L98 59V62H97V60H96ZM76 59V60H75ZM83 59V60H82ZM115 59H116V61H115ZM118 59V60H117ZM51 60V59H50ZM88 60H89V62H88ZM101 60V61H100ZM103 60V61H102ZM118 61V62H117ZM87 64H86V63ZM105 64H104V63ZM101 63V64H100ZM105 65H103V64ZM3 64V65H2ZM4 64H5V66H4ZM42 64V65H41ZM89 65V66H88ZM111 65H114V67H112ZM154 65V64H153ZM153 65L152 64H148L147 65V67L149 68V66H150V68H151V70L153 71V70H155L154 68H155V65H154V68H153ZM1 66H4L3 68L1 67ZM87 66H88V70H87ZM91 66H92V68L95 66V67H97V68H95L96 70V72H97V74H98V76H96L97 74H95L96 72L94 71V70H92V69H90L91 68ZM51 67H53V68H51ZM58 67V68H57ZM84 69H83V68ZM86 67V68H85ZM109 67V68H108ZM110 67H111V69H110ZM8 68V69H7ZM54 68H57V69H54ZM62 69V71L63 72H61V69ZM71 68V69H70ZM99 68V69H98ZM145 68V69H144ZM201 69H205V67H203V66H201L200 67ZM59 69V70H58ZM71 71H70V70ZM91 70V72L93 71V73H90L89 74V71ZM143 69V70H142ZM67 70H69V71H67ZM84 70V71H83ZM104 70V71H103ZM140 70H141V73H140ZM46 71V72H45ZM60 71V72H59ZM84 73H83V72ZM106 71V72H105ZM117 71V72H116ZM88 72V73H87ZM95 72V73H94ZM99 72V73H98ZM103 72H104V74H103ZM115 72L116 73H118L117 75H115ZM43 73V74H42ZM55 74L54 76L55 77H53V75H50V74ZM67 73H70V74H67ZM100 73H102V75L100 74ZM76 74H78V75H76ZM85 74H86V76H85ZM89 75V77H91V78H89V80H88V75ZM92 74V75H91ZM94 74H95V77L97 78L98 77V79H96V78H94L93 76H94ZM137 74V75H136ZM66 75H68V76H66ZM119 75V76H118ZM140 75V76H139ZM235 75V74H234ZM50 76L52 77V78H50ZM59 76V77H58ZM78 76V77H77ZM80 76V77H79ZM84 77V80H83V77ZM134 78H133V77ZM159 76V77H158ZM224 77L225 79H226V75L224 76V75H221L220 77ZM229 76V77H228ZM227 76V78L229 79L230 78V76L231 75H228ZM233 76V75H232ZM10 77V78H9ZM74 77H76V78H74ZM87 77V81H86V78ZM93 77V78H92ZM100 77H101V80H100ZM130 77V78H129ZM8 78V79H7ZM53 78H55V79H53ZM57 78V79H56ZM59 78V79H58ZM74 78V80H73V82H71V80ZM128 78H129V80L132 82H130V81H128ZM137 78V79H136ZM156 78V79H155ZM224 78H220V80L222 81H218L217 82V84L219 83H225V81H224ZM4 79H6V80H4ZM19 79V78H18ZM48 79H49V81H51V82H53V80H54V82H53V84L52 83H50L49 84V81H48ZM80 79V80H79ZM119 79H117L116 78V80L118 81ZM157 79H159V81L157 80ZM2 80H4L3 81V83L1 82ZM27 80V81H26ZM93 80V81H92ZM95 80V81H94ZM98 80V81H97ZM100 80V81H99ZM104 80V81H103ZM105 80H106V84H105ZM126 80V81H125ZM139 82H138V81ZM157 80V82L155 83V81ZM227 80V79H226ZM83 81H85V82H83ZM135 81H137V84H136V82ZM82 82H83V84H82ZM88 84H87V83ZM92 82V83H91ZM104 82V84H100V83H103ZM127 82V83H126ZM129 82V83H128ZM135 82V83H134ZM153 82V83H152ZM8 83V82H7ZM69 83H71V85L73 86H71V85H69V88H70V86H71V88L69 89L68 88V84ZM86 83V84H85ZM152 83V84H151ZM85 84V85H84ZM134 84V85H133ZM21 85H20V87H21ZM43 86V87H41V86ZM53 86L52 88L50 87V86ZM80 85H84V86H81V87H79ZM88 85V86H87ZM98 85H100V86H98ZM103 85V87H101ZM138 85V86H137ZM140 85V86H139ZM45 86H47V87H45ZM135 86V87H134ZM142 86V91L140 90V88L139 89H137L138 87H141ZM204 85H202V87H203ZM40 87L43 89L44 87H45V89H43L44 90V92H41V91H43L42 89L40 90ZM113 87V88H112ZM117 89H116V88ZM137 87V88H136ZM145 87H146V89H145ZM58 88V89H57ZM60 88H62L60 91H58ZM80 88V89H79ZM90 88H83V92L84 91H86V90H88V91H90L91 89ZM106 88V89H107ZM148 88V89H147ZM66 89H68L69 91H67ZM114 89H116L115 91H117V92H115L114 91ZM36 94V95H33L34 93H31L32 91ZM50 90V93H45V91H49ZM53 90V93L51 94V91ZM55 90V91H54ZM56 90L59 92V93H61V95H60V97L61 98H59V95L58 94H56L57 92H56ZM64 90V91H63ZM139 90H140V93H139ZM160 89H158L157 88V90H156V92L158 91V92H162L160 95H162L161 97L164 99V97H165V95H163V94H165L164 93V90H162L161 89V91H159ZM7 91H8V93H7ZM30 91V92H29ZM36 91H37V93H36ZM88 91H86V94L88 95H90L91 94V92H89L88 93ZM114 91V92H113ZM136 91H138V92H136ZM18 92H20V93H18ZM24 92H25V90H24ZM98 92H100V91H98ZM123 92V93H122ZM135 92V93H134ZM143 92H144V94H143ZM147 92V93H146ZM10 93V94H9ZM42 93V94H41ZM76 93V92H75ZM120 93V94H119ZM133 93V94H132ZM245 92H243L242 94H244ZM247 93V92H246ZM246 93L244 94V95H246ZM17 94H19V96L17 95ZM28 94V95H27ZM40 94V95H39ZM94 94H92V95H94ZM116 94H118V95H116ZM122 94V95H121ZM124 94V95H123ZM141 94V95H140ZM147 94V95H146ZM27 95V96H26ZM39 95V96H38ZM127 95H128V97H127ZM24 96H26V97H24ZM35 96H38L37 98L35 97ZM79 96V95H78ZM126 96V97H125ZM140 96V97H139ZM4 97V98H3ZM33 97H34V100H33ZM95 97H96V99H97V96L95 95ZM95 97H94V100H93V102L95 101V103L97 102V100H95ZM25 98V99H24ZM36 98V99H35ZM46 98H49V96L48 97H45L44 99H46ZM51 98V97H50ZM54 98V97H53ZM63 98V99H62ZM79 98V97H78ZM114 99H115V97H113ZM140 98V99H139ZM14 99H17V100H14ZM37 99H39V100H37ZM43 99V101L45 102V100ZM66 99V100H65ZM112 100V107H115L114 105H116V103H117V101L115 102V100ZM126 99V100H125ZM4 100H6L5 102H4ZM10 101V102H8V101ZM13 100V101H12ZM36 100H37V102H36ZM61 100H63V102L64 103H62L61 102ZM71 100H73V99H71ZM70 100V101H71ZM16 101V102H15ZM17 101H18V103H17ZM43 101H41L40 103H43ZM70 101H67V103H66V108H69V106L68 105H72V103H74V102H72L71 101V103H70ZM140 101H139V103H140ZM7 102V103H6ZM69 102V103H68ZM92 102V103H93ZM159 102V103H158ZM39 103V104H40ZM47 102H45V108H47L48 107V104H49V102L46 104ZM115 103V104H114ZM17 104L18 105H22V107L21 106H17ZM32 105L31 107H32V109H31V107L29 106V105ZM35 104V105H34ZM68 104V105H67ZM120 104V105H121ZM25 105H27V107L28 108H30V109H26L27 107L25 106ZM47 106V107H46ZM170 106H172V108H170ZM17 107V108H16ZM18 107H20L19 109H18ZM26 107V108H25ZM120 107H122V106H120ZM66 108H64V109H66ZM165 109V108H164ZM169 109H173V110H171V111H174L175 112V114H176V116H175V114H174V112L172 113ZM26 111V112H24V111ZM21 111H23V114L21 113ZM30 111V112H29ZM53 111V110H52ZM67 110H65V112H66ZM169 112L171 113V114H169ZM182 113V114H179V113ZM26 113V114H25ZM30 113V114H29ZM97 115H96V114ZM29 114V115H28ZM133 114H134V117H132L133 116ZM131 113L130 114V116L132 117V118H135V120H137V115L135 114V113ZM155 115V116H153V117H155V118H153L152 117V115ZM3 115V116H2ZM29 117H28V116ZM122 114H120V117H123V116H121ZM136 115V116H135ZM171 115H173V116H171ZM179 115H181V116H179ZM183 116V117H182ZM235 115H233V117H234ZM17 117H18V119H17ZM19 117H21V119L19 118ZM92 117V118H91ZM119 117V114H118V118H120ZM126 117H129V116H126ZM170 117H172L173 118V121H174V124L175 123H177V124H179L180 122V124H183L184 126V128L182 127V125H180L179 124V126L177 125V124H175L174 125V127H175V129L173 130L172 128H174V127H171V129H169L168 128V125H166L167 124V122H169V120H170ZM236 117V116H235ZM3 118V119H2ZM27 118H30V119H27ZM157 118V121L155 122V119ZM162 118V119H161ZM168 120H167V119ZM180 118V119H179ZM19 119H20V121H19ZM50 119H52V120H50ZM58 119V120H57ZM93 119V120H92ZM151 119V120H150ZM166 121H165V120ZM182 120V121H177L176 122V120ZM229 119H231V117H229ZM237 120L236 118H232V121H234V120ZM13 120H15V121H13ZM94 120H96L95 122H94ZM186 120V121H185ZM257 121H260V120H262V117H257V119H256ZM55 121H58V122H56V125L55 124H53ZM90 121H91V123H90ZM151 123H150V122ZM155 123H154V122ZM188 121V122H187ZM11 122H17V123H19V126H17L18 124H14V123H11ZM137 122V121H136ZM99 123H100V128H102L103 127V125L101 126V124H102V122H100L99 121ZM150 123V124H149ZM162 123V124H161ZM1 124H2V126H1ZM13 124H14V126H13ZM21 124V125H20ZM38 124V125H37ZM50 124H51V126H50ZM109 124V126L111 125V123H107V125ZM90 125V126H89ZM165 126V127H164ZM176 126H177V128H176ZM86 127H88V129L86 128ZM162 127L165 129V132L166 133H170L169 135H170V138H169V135L168 134H166L165 132H164V130H162ZM39 128H41V129H39ZM78 128H80V129H78ZM86 129L85 130V132H87L86 134H85V136H87V134H89V136L91 137L90 139H88L87 140V138H85V140L86 141H84V137L85 136H83V137H81L80 136V131L79 130H81V131H83L82 129ZM168 128V129H167ZM183 129V130H182ZM186 129V128H185ZM41 130H43L42 131V133H43V137H45L46 138V141H45V138L44 139H42L43 137L42 136H40L42 133H41ZM102 130V132H103V128L101 129ZM108 130V129H107ZM132 130V128L131 129H129L128 131H131ZM176 130H179L178 132L176 131ZM180 130H181V132H180ZM34 131H37L36 132V134H35V132ZM46 131V132H45ZM109 131V130H108ZM142 131V130H141ZM163 131V132H162ZM174 131H176V133H177V137H175L176 136V134H175V132ZM20 132H22L25 136L24 137H20V135L21 136H23V134L22 133H20ZM30 132V133H29ZM38 132H40V133H38ZM79 132V133H78ZM125 132V133H124ZM121 131V133H123V134H127L128 132L127 131ZM127 132V133H126ZM171 132H173V134H175V136L173 137V134L171 133ZM109 133H111L113 136H116V138L118 137V135H116V132H115V130L113 131V130H111ZM28 134H29V137H30V134H34L33 135V137L31 136V139L29 140L28 138H27V136H28ZM39 134V135H38ZM45 134V135H44ZM78 134H79V136H80V138H79V136H78ZM83 134V135H84ZM167 136H166V135ZM36 135V136H35ZM37 135L38 136H40V138L39 137H37ZM150 137L149 139L147 138L148 136ZM156 137H155V136ZM35 136V137H34ZM53 136H54V138H53ZM159 137V140H160V137H161V141L163 140V142H164V146L162 147H160V146H158L159 145V143H154V141H156L155 139H158V137ZM42 137V138H41ZM99 137V138H98ZM154 137H155V139H154ZM163 137V138H162ZM164 137H165V139H164ZM171 137H173V138H171ZM22 138L24 139V138H27L28 139V141H33V140H35L36 138H37V141L35 140V143L36 144H38L39 142L38 141H40V139H42L43 140V142L42 141H40L41 142V144L42 145H44V143H46L47 145H44V146H42L41 144V146L40 145H33V146H35V148H34V150L32 149H30L29 148V150H28V148L27 149H25L26 147H24V144L23 143H25L26 144V142H28L27 141V139H25V141L26 142H23V141H21L22 140ZM38 138H39V140H38ZM244 140H246L247 141V138H248V136H244V137H242ZM9 139V140H8ZM51 140V141H49V140ZM83 140L82 142H81V140ZM95 139V140H94ZM148 139V140H147ZM169 139L170 140H172L173 139V141L175 140V142H173V143H171L170 141H169ZM54 140L56 141V142H54ZM97 140V141H96ZM153 140V141H152ZM31 141V145L32 144H34L33 142ZM103 141V140H102ZM262 141H264V138L262 139ZM6 142H8V144L6 143ZM48 142H51V143H49L48 144ZM58 142V143H57ZM94 142V144H95V147H97L98 148V150H100V151H103L104 149L106 150L107 149V146H108V148L109 149H107V151H105L106 153H108L109 152V158H110V161L112 160H115L116 158L115 157H113V153H114V156H119V154H121L122 153V151H120V148H122L123 149V147H121L122 145H121V141L119 140V139H117V141L116 142H111V141H109V143L107 144V143H104L105 144V146H106V148H105V146H104V144L103 143H95ZM120 142V143H119ZM152 142H153V144H152ZM171 143V144H169V143ZM16 143V144H15ZM30 143V142H29ZM81 143H83V144H81ZM111 143H113V144H111ZM148 143V144H147ZM14 144V145H13ZM23 144V145H22ZM79 144V145H78ZM107 144V145H106ZM167 144H169V145H167ZM15 145H17L18 146V149H20L19 151H17L16 150V148L17 147H13V146H15ZM49 145V146H48ZM54 145V146H53ZM81 145H82V147H81ZM174 145H176V144H174ZM173 145V146H174ZM20 146L22 147V148H20ZM49 148H48V147ZM53 146V147H52ZM77 146V147H76ZM99 146H101V147H99ZM179 146H181V145H179ZM37 147H41L40 149L39 148H37ZM44 147V148H43ZM86 147V146H85ZM84 147V148H85ZM153 149H152V148ZM169 147V148H168ZM45 148H48L47 150L45 149ZM78 148V149H77ZM87 148V147H86ZM96 148V149H97ZM101 148H103V149H101ZM111 148V149H110ZM168 148V149H167ZM21 149L23 150V151H21ZM40 151H39V150ZM41 149L42 150H46V151H41ZM164 149H166V151L164 150ZM171 149V150H170ZM243 149L244 148H241V150L239 151V153L240 154H244L243 153ZM26 150V151H25ZM75 150H77L78 152H79V154H78V152L77 151H75ZM111 150V151H110ZM119 150V151H118ZM157 150H159V151H157ZM170 150V151H169ZM193 150H194V148H193ZM195 150H196V148H195ZM194 150V151H195ZM198 150H200V149H197L196 151L197 152H193L194 154H196L197 153V155L196 156H198V157H202L200 154H202L203 152H205V151H203V150H200V152L198 151ZM113 151V152H112ZM115 151V152H114ZM145 151H147L146 153H147V155H146V153H144ZM151 151V152H150ZM162 153H161V152ZM225 151H227V150H225ZM41 152V153H40ZM42 152H45L44 154H42ZM47 152V153H46ZM77 152V153H76ZM90 153L92 152V150L91 151H89ZM116 152L118 153L119 152V154H117V155H115L116 154ZM121 152V153H120ZM149 152V153H148ZM160 152V153H159ZM169 152V154H167ZM198 152L200 153L199 155H198ZM228 153H229V151H227ZM226 152V153H227ZM76 153V154H75ZM112 153V154H111ZM154 153V154H153ZM18 154V155H17ZM38 154V156H36ZM41 154H42V158L41 157H39V156H41ZM46 154V155H45ZM75 154V155H74ZM163 154V155H162ZM165 154V155H164ZM43 155H45V157H43ZM137 155V156H136ZM142 155H144V156H142ZM154 155V157H152ZM204 155H206V153H204L203 154V156ZM248 156V154L247 153H245L244 154V156ZM20 156V157H19ZM50 156V157H49ZM147 156V157H146ZM166 156H168V160L169 161H167L166 159ZM48 157V159H46ZM52 157V158H51ZM73 157V158H72ZM74 157H75V159H74ZM123 157H125V155L123 156ZM145 157V160L143 159ZM151 157H152V159L154 160V162H152V159H151ZM18 158V159H17ZM23 159L22 161H21V163H19L20 162V160L21 159ZM26 158H27V160H28V163L29 164H31L32 163V161H33V163H32V165L33 166H27V165H29V164H27V160H26ZM41 158V159H40ZM47 160L46 161V163H48V165H46L45 164V159ZM151 160H150V159ZM165 158V159H164ZM248 158V157H247ZM35 159H36V161H35ZM72 159V160H71ZM100 159V160H99ZM138 159V160H137ZM150 161H149V160ZM157 159H159L158 161H155V160H157ZM24 160H26V161H24ZM40 160H42L43 162H44V164L40 161ZM134 161L135 160V163L134 164H132V161ZM11 161H13L12 163H11ZM40 161V162H39ZM98 161H99V163H98ZM112 161H111V163H112ZM137 161V162H136ZM166 161V162H165ZM15 162V163H14ZM18 162V163H17ZM39 162V163H38ZM139 162H141L142 164H138ZM145 162V163H144ZM148 162V163H147ZM208 163L210 162L209 161V159H208V161H207ZM10 163H11V166H10ZM14 163V164H13ZM43 165H42V164ZM114 163V162H113ZM126 163H127V166H126ZM150 163H152L151 165H150ZM12 164L14 165V166H12ZM41 166H40V165ZM102 164V166H100ZM209 164H211V163H209ZM17 167H16V166ZM36 165H38L37 167H36ZM104 165H106V164H104ZM149 165V166H148ZM74 166V170H73V168H71V167H73ZM101 168H100V167ZM132 166V167H131ZM136 166H138V167H145V169L146 170H148L147 172H149V173H144V174H141L140 172H137L138 174H140V176L139 175H137V173H134V175L136 176V177H133L134 175H133V173H132V175L131 174H127L128 172H126L129 168H133V167H136ZM148 166V167H147ZM150 166H152V167H150ZM34 167V168H33ZM97 167H99V169H97ZM150 167V168H149ZM30 168H33V169H30ZM38 168V169H37ZM149 168V169H148ZM19 169V170H18ZM35 169H37V174L39 173V171L38 170H40V173L37 175H35L34 174V176H33V174L31 175V171L33 170L34 172L36 171ZM97 169V170H96ZM126 169V170H125ZM151 169H152V171H151ZM16 170H18V171H20V172H18V171H16ZM31 170V171H30ZM74 172H73V171ZM117 170H118V172H119V170H120V167H114L113 168V170H110V172L108 173L109 175H111V176H113L114 177V174L117 172ZM226 173H229V175H231V174H236V175H239L240 174V172H238L237 170H235V167H233V166H229V165H226ZM236 171V172H235ZM16 172H18V173H16ZM42 172V173H41ZM101 172V173H100ZM223 172V171H222ZM19 173H21V174H19ZM22 173L24 174V177H23V175H22ZM36 173V172H35ZM111 173V174H110ZM153 173V174H152ZM238 173V174H237ZM42 174V175H41ZM44 174V175H43ZM94 174V175H93ZM105 176L106 177V179H103V176ZM127 176H125V175ZM148 174V175H147ZM220 174V175H219ZM219 174H215L214 175V177H213V175H209L208 176V178H209V182H211V183H209V182H207V184L208 185H210L211 184V186L214 184V182H215V184H216V182H218V179L219 178H221V173H219ZM31 175V176H30ZM101 175V176H100ZM117 175V174H116ZM116 175H115V179H116V181L120 178V177H118V178H116ZM21 176V177H20ZM44 178L45 176H46V178H44L45 180H48V181H44V180H39L38 179V181H37V178ZM62 176V177H61ZM30 177V178H29ZM104 177V178H105ZM108 177V178H107ZM113 177H110V179L112 180V178ZM137 177H138V179H137ZM261 177V180H264V175L263 176H259V178ZM263 177V178H262ZM23 178H25V181H24V179ZM54 178V179H53ZM64 180H62V179ZM78 178L79 179H81V181L83 180V179H85V180H83V182L82 183H79V180H78ZM83 178V179H82ZM93 180H92V179ZM98 180H97V179ZM114 178H113V180H114ZM122 178V177H121ZM214 178V179H213ZM237 178H238V176H237ZM53 179V180H52ZM87 179V180H86ZM90 179H91V181H90ZM100 179H102V180H100ZM108 179V180H107ZM146 179V180H147ZM233 179V178H232ZM70 180H72V185H69V183H71V181ZM97 180V181H96ZM111 180H109V181H111ZM145 180V181H146ZM184 180H187V177L184 179ZM183 180V181H184ZM219 180H221V179H219ZM27 181V182H26ZM40 181V182H39ZM44 181V182H43ZM67 181L69 182L68 184H67ZM85 181H86V183L87 182H89L88 183V185L85 183ZM100 181V182H99ZM101 181H102V183H101ZM123 181H124V183H123ZM137 181H140V183L139 184H137V183H135L134 184V182H137ZM143 181V182H142ZM32 183L31 185H32V187H33V184H35V185H37L36 187H38V188H34V192L37 190V189H40V190H37V192L38 193H34L35 194V197H36V199L38 198L40 201H43L44 203H47V202H49V203H51V204H53L54 203V205H56V209H53L54 210V214L52 213V215H53V217L54 216H56L57 215V213H58V215L57 216H59V214L64 210V211H66V213L65 212H63L64 214H68V215H70L69 216V219H70V221L72 220V223L71 224H73V225H75L76 224V226H80V224H82V222H83V224H82V226H81V228L83 227V228H86L85 230L87 231V233H86V231H85V233L83 234V235H81V236H79V233H76L77 232V229L76 228H74V226L73 225H71L70 224V227L71 228H73V230H74V236L75 237H70V236H67L68 235V233H69V235H70V232L67 230H65L66 231V233H65V235H63V236H65V237H63V238H65V239H63V238H61V239H59V240H57V238H59V234L56 232V230H54L55 232H48V231H45L44 229H42L43 227L41 226V223H43V222H38V220L36 219V217L38 218V219H44V218H46L47 220L48 219H52L53 217H52V215H51V212L50 211H53V210H50L49 208V214H48V212L47 211H45V210H47V209H42L41 211H37V213L38 212H41L39 215L36 213V210H35V213H34V211L32 210L31 211V213L32 214H30V215H28V212L26 211V210H28V211H30L29 209H30V206H33V207H35V205H34V203L37 201L36 199H34V202L32 201L33 200V198H35L34 197V195H33V190H32V187H30V188H28V186L27 187H23L25 184H23V183ZM39 182V183H38ZM66 184H65V183ZM95 182V183H94ZM118 182V181H117ZM147 182V181H146ZM149 182V181H148ZM213 182V183H212ZM29 183V184H30ZM83 183H85L86 185H87V187L86 188H83ZM144 184V186L142 187V188H140L142 185L141 184ZM173 183H178V181H175V180H173ZM28 184V185H29ZM45 184H46V186H45ZM55 184V185H54ZM64 184V185H63ZM78 184H79V186H78ZM80 184L82 185V187L80 186ZM90 184L93 186H91V187H88V186H90ZM94 184V185H93ZM113 186V187H111V189H109L110 188V186L111 185ZM149 184H152V183H150L149 182ZM172 184V183H171ZM170 184V186H171V188L173 189V186ZM215 184H214V186H215ZM256 183H254V185H255ZM27 185V184H26ZM34 185V186H35ZM51 185V186H50ZM52 185H54V186H56V185H58V187L56 186V188H54L53 189V187H52ZM61 185V186H60ZM67 185V186H66ZM68 185L70 186V187H68ZM96 185V186H95ZM100 185L101 186H103L102 188L100 187ZM217 185V184H216ZM246 183L244 184V183H242V187L240 188V196L238 197V203L240 204V203H242L244 200L242 199V195L245 193L244 191H242L243 189H245L247 186H249V184H247L246 186ZM72 186H73V189H71L72 188ZM99 186V187H98ZM109 187V188H107V187ZM175 186V185H174ZM231 186H232V183H231ZM243 186H244V188H243ZM43 187V188H42ZM63 187H65L64 189H63ZM74 187H76V189L74 188ZM79 187H81V188H79ZM94 187L95 188H97V190L96 189H94ZM126 187V186H125ZM127 187H128V185H127ZM233 187V186H232ZM18 188H19V190H18ZM42 188V189H41ZM51 188V189H50ZM58 188V189H57ZM68 188V189H67ZM77 188H79V189H77ZM93 188V189H92ZM107 190H106V189ZM136 188V189H135ZM143 188H145V189H143ZM234 188V187H233ZM27 189L29 190V191H27ZM36 189V190H35ZM50 189V190H49ZM83 189L84 190H86L87 192H83L82 193V191H83ZM88 189V190H87ZM113 189H114V191H113ZM17 190H18V192H17ZM27 192H26V191ZM57 190V191H56ZM107 191V192H102V191ZM110 190V191H109ZM112 190V191H111ZM143 190V194H142V191ZM163 190V189H162ZM31 191V192H30ZM52 191H54V192H52ZM76 191V192H75ZM100 191V192H99ZM116 191V192H115ZM119 191V190H118ZM135 191H136V193H135ZM21 192V193H20ZM45 192V193H44ZM48 194H47V193ZM49 192H50V194H49ZM54 194H52V193ZM67 194H66V193ZM138 192H140V193H138ZM243 192V193H242ZM12 195V196H9L8 197V195ZM18 193V194H17ZM25 193V194H24ZM59 193H61V194H59ZM104 193V194H103ZM107 193H110L111 195L113 194V196H111L110 194V197H108L109 195L107 194ZM114 193H115V195H114ZM135 193V194H134ZM181 193V192H180ZM7 196H6V195ZM20 194H22V195H20ZM37 194V195H36ZM40 194V195H39ZM43 194V195H42ZM46 194V195H45ZM52 194V195H51ZM89 194V195H88ZM91 194V195H90ZM94 194V195H93ZM95 194H96V196H98V197H102V198H99L100 200H96L95 198ZM106 194V195H105ZM56 195H58V197L56 198L55 196ZM108 195V196H107ZM135 195V196H134ZM178 195V196H177ZM183 195H185L184 194V192H183V194L181 193V196L179 195V193L178 194H174V197H175V199H180L179 198V196L180 197H182ZM17 196V197H16ZM19 196H21V198L19 197ZM25 196V197H24ZM41 196H43V198L41 197ZM45 196H47L46 198H45ZM55 199H53L52 197ZM60 196V197H59ZM68 196V197H67ZM71 196V197H70ZM93 196V197H92ZM108 197V201H107V197ZM49 197L51 198V199H49ZM82 197H84V198H82ZM103 197L105 198L104 200H103ZM241 197V198H240ZM13 198V199H12ZM23 198H25L26 200H24ZM48 198V199H47ZM76 198V199H75ZM80 198V199H79ZM85 198H87V199H85ZM91 200V201H88L89 199ZM111 198V199H110ZM131 198H133V199H131ZM17 199V200H16ZM71 199V201H73ZM79 200V202L81 201H86L87 200V202L85 203V204H83L84 202H82V203H79L78 202V200ZM81 199H84V200H81ZM123 199V200H122ZM239 199H242V200H239ZM22 200V201H21ZM36 200V201H35ZM57 200H59V202L57 201ZM133 200V201H134ZM181 200V201H180ZM179 200V204L177 205V207L175 206V207H173L172 209H173V211H172V213L171 214H173V215H175V214H177L176 212H178V213H182L181 212V210L182 211H184V215H183V220H187L188 219V217H192L193 219H195V217L198 215V214H200V213H203V212H201L202 210H203V208L201 209H199V206L197 205L198 203H195V205H193V204H185V203H182V199H180ZM26 201H28V202H30V203H28V202H26ZM93 201V202H92ZM127 203H126V202ZM136 201V200H135ZM20 202H22V204H25V205H27V204H29L30 206L28 207V205H27V207L25 206V205H22V204H19ZM26 202V203H25ZM74 202V201H73ZM74 202V203H75ZM78 202V203H77ZM88 202H90V203H88ZM222 203V201L219 203H216L215 205H220ZM237 203V202H236ZM236 203H235V201H234V205H236ZM237 203V206L238 207H234V209L233 210H236L237 212H239V214L237 215H233L234 214V212L232 213V215H233V217L232 216H227V215H223V216H221L222 214H220L219 216H217V218L219 217V219H225L226 220V224L225 225H227V228H225V230H223V232H217V231H215V232H217V235H215L214 233L215 232H213V230H212V232H210V236L207 238H205V239H208V240H205L204 238H202V237H200V235L203 233V229H206V228H202V229H200V230H198V232L200 231L201 233H198L199 234V238H201V239H198V240H201V242H199V243H201L200 245H201V247L204 245L205 246V244H207L206 245V251H207V253L205 254V257H207L208 255H210V256H212V254H213V256L211 257V260L210 259H208V258H205L204 260H205V262L203 261V259H202V264H204V263H207V264H211L210 262L212 261V264H224V263H227V262H230V263H232V264H235V258H237V257H241V256H244V257H247V258H251L252 259V261L254 262L253 264H260L261 262H264V259H262V258H260V254H261V252H263L264 250H261L260 249V244H264V234H263V230H261V229H259V225H257L256 223H255V225L253 224V222H251V223H246L247 222V220H248V218H245V219H247V220H245L244 221V215L245 214H250L249 212L251 211V208H250V206L249 205H247V207H245L244 205H242V204H238ZM244 203V202H243ZM77 204H79V205H77ZM81 204V205H80ZM83 204V205H82ZM132 204H133V202H132ZM205 204V206H208V208H209V206H210V208L209 209H211L212 207L215 209V205H214V203H208V204H206V203H204ZM54 205H52V207L54 208ZM84 205H85V207H84ZM183 205V206H182ZM187 205L188 206H190V207H188V208H185V207H187ZM88 206H87V208H88ZM91 206H93V207H91ZM179 206H181V207H179ZM185 206V207H184ZM222 205H220V207L218 206V209L216 210V211H219L220 212V209H221V211L223 210V211H225L223 208H224V206H222ZM232 206H233V204H232ZM231 206V207H232ZM243 206V207H242ZM28 208V209H26V208ZM182 207L183 208H185V209H182ZM89 208H88V211H85V212H89L90 210H89ZM94 208V209H95ZM127 208V207H126ZM207 208V209H208ZM26 209V210H25ZM31 209H33L32 207H31ZM175 209V210H174ZM176 209L177 210H179V211H176ZM188 209V210H187ZM208 209V210H209ZM23 210H24V213L26 214V215H23ZM93 210V209H92ZM91 210V211H92ZM185 210H187V211H185ZM189 210H191L190 212H188ZM55 211H57V213L55 212ZM91 211L89 212V213H91ZM223 211L221 212V213H223ZM249 211V212H248ZM22 212V214H20ZM43 212H45V213H43ZM173 212H175V214L173 213ZM247 212V213H246ZM186 213H187V215H186ZM189 213V214H188ZM193 213H195V215H194V217L192 216L193 215ZM236 213V212H235ZM56 214V215H55ZM73 214H75V215H73ZM83 214V213H82ZM192 214V215H191ZM16 215L18 216L17 218L19 219H24L25 220V216H30L28 219L30 220L31 219V217L33 216V218L34 219H36L37 220V222H36V226L34 225L33 227H31L30 228V226L31 225H33V224H31V222H32V220H34V219H31V222L30 221H28V219H26L25 220V222L23 221V223H25L24 225H23V223L22 222H19L20 220H16L15 218H16ZM20 215V216H19ZM47 215H48V217H49V215H50V217L48 218L47 217ZM84 215V214H83ZM202 214H200V216H201ZM15 216V217H14ZM56 216V217H57ZM75 216V217H74ZM199 216V215H198ZM197 216V217H198ZM235 216H238V219L237 218H235ZM247 216V215H246ZM26 217V218H27ZM40 217V218H39ZM71 217V218H70ZM80 217V218H79ZM128 217V216H127ZM125 218L127 221H132V223H134V222H138V218H136V217H129V218ZM170 217V216H169ZM173 217H175V216H172V218ZM221 217V218H220ZM171 218V217H170ZM176 218V219H175ZM174 219H172V220H174V222H175V220H179L178 222V224L175 226V224H174V227L173 228H171L174 232H172V231H167L165 228H167V227H165L164 229H162L172 240H171V244H173L174 246H175V249L176 248H179L178 249V252H180V253H178L177 255L179 256V257H181V258H183V256H180V255H183V254H189L188 252H190V250L189 249H187V248H185L184 246H183V244H181V236L183 235L184 237H187V236H185V235H187V233L190 235L191 233L194 235L193 237H192V234H191V238H190V236H188V240L190 241V240H193L194 239V237H197L198 235H197V233H196V235L197 236H195V232H188L187 230V233H185L184 231H182V229L183 230H185L183 227H180L181 225H182V221H181V219H177V217H175ZM186 218V219H185ZM215 219V221H216V224H217V220L218 219ZM236 220H235V219ZM263 218H264V216H263ZM81 219V222H79L78 223V221ZM124 219V220H125ZM262 219V218H261ZM35 220V221H36ZM189 220V222H190V220L191 221H193L192 219H188ZM14 221H16L15 222V224H13V222ZM29 222L28 224L30 225H26V223L27 222ZM35 221H34V223H35ZM39 221H42V220H39ZM103 221V220H102ZM105 221V220H104ZM199 221V220H198ZM210 221L211 220H209V221H207V223H208V225H210V226H212L213 224L215 225V223L212 221V225L210 224ZM5 224H4V223ZM19 222V223H18ZM164 222V224L167 222V224H169V225H171L170 223H171V221L169 220V222H168V220H164L163 221ZM181 222V223H180ZM219 222H221V221H218V223ZM12 223V224H11ZM45 223V222H44ZM104 223H106V222H104ZM234 223H235V225H234ZM19 224L20 225H23L24 227H22V226H20L19 227ZM77 224H79V225H77ZM180 224V225H179ZM14 225H15V227H14ZM43 225V224H42ZM229 225V226H228ZM18 226V227H17ZM91 226V227H90ZM110 226V225H109ZM112 226V225H111ZM110 226V227H111ZM216 226V225H215ZM35 227V228H34ZM208 227V226H207ZM213 227V226H212ZM230 227H232V228H230ZM21 228V229H20ZM32 228H34V229H32ZM92 228V229H91ZM224 228V227H223ZM19 229V230H18ZM30 229H32V230H30ZM76 229V230H75ZM94 229V230H93ZM24 231V233H23V231ZM43 230V231H42ZM19 231H20V237L18 238V233H19ZM25 231H27V232H25ZM76 231V232H75ZM184 233H182V232ZM15 232V233H14ZM48 232V233H47ZM172 232V233H171ZM205 232H207V229H206V231ZM57 233V234H56ZM174 233V234H173ZM182 235H181V234ZM17 234V235H16ZM29 236H28V235ZM86 234V235H85ZM205 233H203L202 235H204ZM208 234V233H207ZM223 234V235H222ZM254 234V235H253ZM87 235H88V237H87ZM179 235H181V236H179ZM201 235V236H202ZM35 237L34 238V240H33V238H32V240L33 241H31V238H29V237ZM58 236V237H57ZM67 236V237H66ZM87 238H85V237ZM21 238V239H20ZM210 238V239H209ZM4 239V240H3ZM17 239H19V240H17ZM231 239H232V241H231ZM233 239H237L238 241H237V243L236 244H233ZM61 240H63V242H61ZM86 240H88V241H86ZM21 241V242H20ZM58 241V242H57ZM3 242V243H2ZM210 242V243H209ZM216 244H215V243ZM20 243V244H19ZM50 243H52L53 245L52 246H49L50 245ZM63 243V244H62ZM203 244V245H202ZM214 244V245H213ZM208 245H210V246H208ZM213 245V246H212ZM215 245H220V251H219V248L217 247V246H215ZM179 246V247H178ZM214 246H215V248H214ZM216 247H217V249H216ZM213 248V249H212ZM221 248L223 249V250H221ZM109 249H111V247L109 248ZM112 249H113V247H112ZM182 249V250H181ZM187 249V250H186ZM212 249V250H211ZM96 250V251H95ZM177 250V249H176ZM183 250H184V252L185 253H183ZM189 250V251H188ZM210 250V251H209ZM98 251V252H97ZM100 251V252H99ZM103 251V252H102ZM109 251H111V250H109ZM181 251H182V254H181ZM219 251V252H218ZM102 252V253H101ZM208 252H209V254H208ZM110 253V254H109ZM175 253H177V252H175ZM191 253V252H190ZM248 253V256L246 255ZM250 253V254H249ZM260 253V254H259ZM180 254V255H179ZM208 254V255H207ZM215 254V255H214ZM216 254H217V256H216ZM220 254V255H219ZM244 254V255H243ZM176 255V256H177ZM207 255V256H206ZM105 258H104V257ZM119 256H120V258H124V257H126L127 256V254L126 253H119ZM177 256V257H178ZM185 256V255H184ZM100 257V258H99ZM107 257V258H106ZM213 257H215V258H213ZM220 257V258H219ZM104 258V259H103ZM100 259V260H99ZM208 259V260H207ZM262 259V260H261ZM102 260V261H101ZM209 260H210V262H209ZM82 261V262H81ZM100 261V262H99ZM146 261H148V262H150V264H155V263H157V261H155V259H151V260H148V259H146V257L144 256V258H142L138 263L139 264H145L146 263ZM155 261V262H154ZM207 261V262H206ZM213 261H214V263H213ZM226 261V262H225ZM233 261V262H232ZM235 261V262H234ZM99 262V263H98ZM199 261H198V259L196 260V259H193V263H191V260H189V263H191V264H197ZM204 262V263H203ZM163 264V263H162ZM165 264H169V263H165ZM228 264V263H227Z\"/></svg>",
	"mask_w": 264,
	"mask_h": 264
}]
</instances>
